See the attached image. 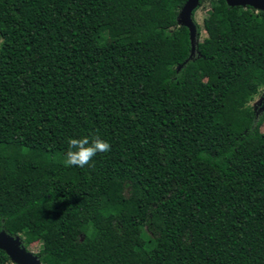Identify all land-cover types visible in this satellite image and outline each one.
I'll use <instances>...</instances> for the list:
<instances>
[{
    "label": "trees",
    "instance_id": "16d2710c",
    "mask_svg": "<svg viewBox=\"0 0 264 264\" xmlns=\"http://www.w3.org/2000/svg\"><path fill=\"white\" fill-rule=\"evenodd\" d=\"M187 1L0 0V232L42 264H264V11L192 54Z\"/></svg>",
    "mask_w": 264,
    "mask_h": 264
},
{
    "label": "water",
    "instance_id": "95a60500",
    "mask_svg": "<svg viewBox=\"0 0 264 264\" xmlns=\"http://www.w3.org/2000/svg\"><path fill=\"white\" fill-rule=\"evenodd\" d=\"M226 2L230 7H251L257 11H264V0H226ZM200 4L201 0H188L180 12V25L190 31L192 54L198 37V28L193 16ZM0 250L10 257L13 264H42L37 255L26 249L19 237H12L4 231L0 232Z\"/></svg>",
    "mask_w": 264,
    "mask_h": 264
},
{
    "label": "clouds",
    "instance_id": "9594fccd",
    "mask_svg": "<svg viewBox=\"0 0 264 264\" xmlns=\"http://www.w3.org/2000/svg\"><path fill=\"white\" fill-rule=\"evenodd\" d=\"M64 156V164L67 167H80L90 165L98 153H107L111 145L99 135L83 138H70Z\"/></svg>",
    "mask_w": 264,
    "mask_h": 264
},
{
    "label": "rangeland",
    "instance_id": "374dc122",
    "mask_svg": "<svg viewBox=\"0 0 264 264\" xmlns=\"http://www.w3.org/2000/svg\"><path fill=\"white\" fill-rule=\"evenodd\" d=\"M216 2L217 0H203V5L200 6V8H198V10L195 13L194 20L196 24L201 27V31H202L199 37L200 41H202L207 37L206 32L202 29L203 21L211 13L212 7ZM1 45H2V39L0 38V49H1ZM262 105H264V94L258 97L257 100L253 103L254 107H259ZM263 131H264V127H263ZM143 231L147 233L148 228L144 227ZM40 249H41L40 243H34L29 247V250L34 254H37L40 251Z\"/></svg>",
    "mask_w": 264,
    "mask_h": 264
}]
</instances>
